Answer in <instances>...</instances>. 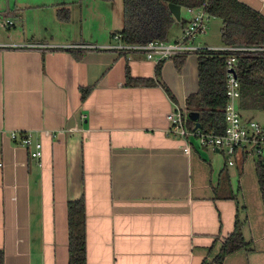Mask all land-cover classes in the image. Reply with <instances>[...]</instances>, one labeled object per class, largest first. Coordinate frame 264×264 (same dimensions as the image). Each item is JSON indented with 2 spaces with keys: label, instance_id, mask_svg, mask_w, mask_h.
<instances>
[{
  "label": "crops",
  "instance_id": "0c3cea01",
  "mask_svg": "<svg viewBox=\"0 0 264 264\" xmlns=\"http://www.w3.org/2000/svg\"><path fill=\"white\" fill-rule=\"evenodd\" d=\"M239 1L264 16V0ZM0 12L15 20L0 29L5 264H69V202L81 198L87 264H218L238 220L247 245L221 264H264L256 158L229 166L221 151L191 139L186 153L168 133L167 115L199 89L198 56L185 57L181 71L174 59L161 62L169 93L144 53L103 48L117 42L123 0H6ZM179 23L168 39L186 26ZM85 43L98 49L65 48ZM243 117L264 120V112ZM11 131L42 142L41 166Z\"/></svg>",
  "mask_w": 264,
  "mask_h": 264
},
{
  "label": "trees",
  "instance_id": "16d2710c",
  "mask_svg": "<svg viewBox=\"0 0 264 264\" xmlns=\"http://www.w3.org/2000/svg\"><path fill=\"white\" fill-rule=\"evenodd\" d=\"M111 1V0H106ZM124 23L122 29L113 34L121 35L126 44H144L154 40L168 39L178 26V21L170 11L169 5L176 4L182 9L204 7L211 16L222 21L221 39L225 46L264 47V16L239 0H123ZM68 10L60 11V18L67 20ZM185 57L174 58L178 71L185 63ZM162 63H158L156 76L166 91L168 87L161 82ZM237 77L241 84L239 106L242 112H264V53L255 56L240 55ZM199 89L186 101L189 112L200 114L202 133H225L226 97V59L222 54L203 51L198 55ZM136 84L154 80L133 79ZM88 90L84 91V96ZM170 93V92H169ZM192 131L195 123L189 120ZM257 174L264 201V159L256 158ZM228 181V177L225 178ZM247 244L241 226L236 224L234 233L225 241L215 261L221 264L224 258ZM69 264H87L86 261V205L83 198L69 202ZM0 264H5V254L0 251Z\"/></svg>",
  "mask_w": 264,
  "mask_h": 264
},
{
  "label": "built area",
  "instance_id": "2783aa9c",
  "mask_svg": "<svg viewBox=\"0 0 264 264\" xmlns=\"http://www.w3.org/2000/svg\"><path fill=\"white\" fill-rule=\"evenodd\" d=\"M190 15L188 24L175 39H164L149 41L144 44H126L121 40V35H115L117 41L103 47L108 50L121 52H140L154 63H161L165 60L174 59L177 56L188 57L198 56L201 52H213L222 54L226 59V97L225 106V133H202L198 130L192 131L189 125L188 111L186 107H176L167 115L169 122L168 133L181 139L184 144V151H191V139L197 140L201 146L221 151L229 166L236 163L237 156L244 158L259 157L264 154V125L257 121L245 120L239 106L241 97V84L237 77V65L240 55L255 56L264 53V47H234V46H208L198 41V37L205 35L208 30V19L211 17L204 7L190 8L187 10ZM15 24L14 18L8 12H0V29H11ZM32 47L43 48V45ZM46 47V46H45ZM44 47V48H45ZM75 50L98 49L94 44H76L65 47ZM10 140L16 146L28 149L30 157L42 165L43 145L35 140L32 131H11ZM2 166V163H0Z\"/></svg>",
  "mask_w": 264,
  "mask_h": 264
},
{
  "label": "rangeland",
  "instance_id": "374dc122",
  "mask_svg": "<svg viewBox=\"0 0 264 264\" xmlns=\"http://www.w3.org/2000/svg\"><path fill=\"white\" fill-rule=\"evenodd\" d=\"M5 3H6V0H0V9L1 10H3L5 8ZM187 15H188L187 11L184 10L183 16H185V18H186ZM188 19H189V16H188ZM189 20H188V22H189ZM181 24H185V22L184 23L182 22ZM181 24L179 23V25H181ZM221 28H222V21L219 18L210 17L208 19V30H207L205 35L198 37V41L200 43L202 42V43L208 44V45L213 46V47L223 46L222 39H221ZM1 33L4 35V32H1ZM254 120H256V119H254ZM257 122L264 125V120L262 118H260Z\"/></svg>",
  "mask_w": 264,
  "mask_h": 264
},
{
  "label": "water",
  "instance_id": "95a60500",
  "mask_svg": "<svg viewBox=\"0 0 264 264\" xmlns=\"http://www.w3.org/2000/svg\"><path fill=\"white\" fill-rule=\"evenodd\" d=\"M170 11L172 12L173 16L175 19L179 22L181 21V6L176 5V4H170L169 5ZM188 118L192 122L195 123V130H198L201 128V123L199 121L200 119V114L198 112H189L188 113Z\"/></svg>",
  "mask_w": 264,
  "mask_h": 264
}]
</instances>
